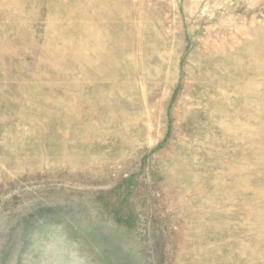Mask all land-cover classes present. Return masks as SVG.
I'll return each instance as SVG.
<instances>
[{
    "label": "rangeland",
    "instance_id": "374dc122",
    "mask_svg": "<svg viewBox=\"0 0 264 264\" xmlns=\"http://www.w3.org/2000/svg\"><path fill=\"white\" fill-rule=\"evenodd\" d=\"M0 264H264V0H0Z\"/></svg>",
    "mask_w": 264,
    "mask_h": 264
}]
</instances>
